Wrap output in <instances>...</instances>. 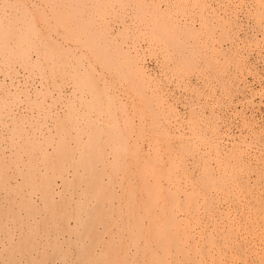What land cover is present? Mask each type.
<instances>
[{
	"label": "bare ground",
	"instance_id": "1",
	"mask_svg": "<svg viewBox=\"0 0 264 264\" xmlns=\"http://www.w3.org/2000/svg\"><path fill=\"white\" fill-rule=\"evenodd\" d=\"M124 1L127 0H0V35L2 37V39L0 38V71L4 70L3 72H6L4 79L1 80L0 78V84L3 82L0 86V264H119L118 254L120 255V253L124 258L126 253H128L126 259H129V262L132 264H187L184 263V259L187 258H191V264H233L236 258L247 259L246 255L250 252L249 246L247 247V252L246 250L243 251L242 246L238 245L239 248L242 247V250H239V253L237 252L238 256L230 250H225V247L229 243V249H233V251L237 249V247L233 246L235 238L232 239V233L230 234V232L228 234L231 235L232 241L228 238L229 242L226 240L225 243L218 242V246H224L222 251L216 246L217 241L214 239L215 232L213 229L206 234L209 242L213 241V245L208 242L210 244L208 245L209 247H205L204 245V247L202 246L204 249H200L201 247L198 246V240L204 236L198 239L192 233L194 239L193 252L188 251L179 242L180 239L184 238H181L182 235H191L189 223L198 215L196 212L198 206L202 205V201L206 202L208 196L214 199L209 193V189L212 187L209 183H206L207 180L205 179L203 184H201L203 187L195 190L198 181L196 180V182L193 181L194 179L190 180L188 178L190 182L192 181L190 183L192 189L191 191H184L180 175L176 172L178 165L175 162H171L169 163L170 165L166 164V167L164 162H160L161 155L165 149L161 148L163 149L162 151L160 147L159 149L154 147L152 149L151 146H155L156 144H151V141L144 149L148 151L144 155L145 152L142 154V150L140 149L139 144L141 143L135 141L137 140L136 137L134 139L133 134L136 131L133 128L137 124H143L146 120V118L144 119V117L139 115L140 110L147 113L148 109L151 108V114L158 115L152 107L157 102L153 98L158 96L156 95L158 91L156 89L152 90L153 84L147 80V75H144L140 66L135 63L136 61L133 60V65H127L128 61L124 57L125 53H119L121 47L118 48L115 44H112L107 37L108 27H100L104 18L111 13L112 6L117 2H121L123 5ZM156 9L159 10L158 8ZM85 33L89 34L84 42L83 35ZM92 39L93 42L94 39L95 41H99V43L97 42V51L95 53L92 52L95 46L91 45ZM88 52L92 55L91 57ZM84 54L87 55L88 59L89 57L92 58L87 62L89 64L91 61V63L89 65H76L80 64L81 59L79 58ZM12 63L14 65L17 63L18 66H23L24 69L28 68L29 72L22 74L21 70L14 67ZM66 65L68 71L65 74L73 78L70 82L74 84L69 89L70 91L68 89L65 90L64 82L67 78L66 76L63 77L60 73L62 67ZM82 66L83 69L81 68ZM33 70L41 73L39 87L37 85L39 81L36 82L34 77H37V75L31 78L33 74L31 71ZM12 72L14 73L11 74ZM58 76L61 78L59 79ZM114 76L119 81H115L116 78ZM119 76H122L124 79H120ZM127 79L133 82L128 84L125 82ZM122 82L127 84L123 85L125 89H122ZM3 85L8 86L5 88ZM9 86L17 88L16 91L18 93L11 90ZM154 87L157 88L155 85ZM2 97H7V100L2 101ZM159 101L162 103L164 100L162 102L161 100ZM237 102L239 103V101ZM162 106L165 107L166 105L163 104ZM157 108L159 109V107ZM164 110L163 108L162 111L164 112ZM93 112L95 113L94 116H92ZM142 114L147 117V114ZM138 116L141 117V119L138 118L140 120L137 119ZM159 119V122L163 123V120L161 121L163 118L160 117ZM149 120H147V123L151 122ZM190 120L192 119L190 118ZM190 120L188 121L190 122ZM192 123L194 122L192 121ZM145 125L140 126L145 127ZM148 125L154 124L150 123ZM220 125L222 124L220 123ZM30 126L33 127L31 129L33 132L29 134L28 128ZM196 127L195 124V129ZM225 129L223 130L225 131ZM120 131L123 133H121L122 136H120ZM182 131L180 130V132ZM200 131L203 134L202 130ZM197 132H199V129ZM158 134L161 133L158 132ZM221 134L222 132L220 136ZM143 135L142 137H144ZM189 135H196V133ZM150 136L152 138V135ZM164 140L167 139L164 137ZM233 142L235 141L233 140ZM164 143L163 145L165 146ZM235 149L233 147L234 151ZM243 150L244 148L241 149V151ZM235 152L230 153L234 154ZM219 153L216 152V154ZM258 155L255 154V156ZM218 156L221 157V155ZM180 159L182 160V158ZM183 160H186V158ZM195 162L194 164H196ZM218 164H220V161ZM188 166L190 167V165ZM259 166L258 168H260ZM209 168L207 166V169ZM247 168L246 170H248ZM242 172L244 171L242 170ZM256 172L258 173V171ZM190 174L194 176V174ZM106 175H108L107 178H105ZM245 175H247L246 171ZM129 177L131 181L134 178L136 179L135 181L138 180L137 189H140V192L137 191L139 194H137L138 198L136 196V199L134 197L132 199L131 194L126 198L127 187L124 188L122 182L126 181V179L128 180ZM220 177L225 180L232 179L230 178V174L224 171ZM262 180L264 179L262 178ZM241 181L243 180H240V183ZM260 182H262L261 179ZM118 183L119 185L117 186ZM198 184L200 185V183ZM217 184L219 183L217 182ZM119 186L123 188L121 193L117 189ZM136 186L137 184L133 187ZM219 188H225L228 196L229 194L235 193L238 195L240 193L234 189V182L232 180L231 184L224 182V185H219ZM235 188L237 189V186ZM129 189H132V187L130 186ZM245 190L242 192H245ZM184 192L185 196L183 197ZM242 192L240 195L243 194ZM260 192L263 193L262 190ZM247 193L245 194L247 195ZM258 193L257 195L260 197L261 195ZM201 195L203 196L201 197ZM252 195L255 197V194L252 193ZM251 197L249 196V198ZM249 198L245 200L247 203ZM130 199H132V204L139 203L137 207L139 205L142 206L141 212L135 211L136 208L134 212L126 215L127 217L123 216L124 219L119 218L118 214L120 210H122V215L123 210L126 212L129 210V206L125 203ZM57 201L59 202L57 203ZM226 201H229V199ZM239 203L238 201L234 206L228 205L222 209H210L208 213L210 221L214 222L218 215L227 216L232 219L236 216L234 211L237 209L240 211L239 208H242ZM133 206L131 209H133ZM245 209L244 213L246 212ZM261 209L260 212L263 213ZM250 210L252 209L250 208ZM252 216L254 217V215ZM142 217H144L143 222H139L142 225H140V229L137 227L136 230L134 228L136 227L134 220L137 219L138 221ZM253 217L250 215L244 223L255 222V220H251ZM111 222L117 225L115 235L111 236L112 238L110 237L111 240H108L109 242L105 239L107 247L101 249L100 246L102 244H98L103 236H105L104 232L108 231V226ZM194 225L196 224L194 223ZM218 225L216 224V226ZM231 225L233 226L232 221ZM227 227L225 230H227ZM134 229L137 231L135 235L131 234V237L125 239V232H132ZM215 229L217 228L215 227ZM110 230L109 232L111 233L112 229ZM248 231L251 232V229ZM243 232L246 233V231ZM222 235L226 238V234L222 233ZM259 239L261 238L258 237V241ZM130 242L136 243V247L132 246L133 248L135 247L134 255L129 251L131 246H126V243ZM107 243H110L108 244L109 246ZM250 250L252 252L255 251L254 248H250ZM213 251L218 253L216 259ZM180 253L183 254V259L179 255ZM257 260L254 262L260 264L259 261L261 259ZM186 262L188 261L186 260ZM244 264H248V262Z\"/></svg>",
	"mask_w": 264,
	"mask_h": 264
},
{
	"label": "rangeland",
	"instance_id": "2",
	"mask_svg": "<svg viewBox=\"0 0 264 264\" xmlns=\"http://www.w3.org/2000/svg\"><path fill=\"white\" fill-rule=\"evenodd\" d=\"M115 4L112 6L111 13L104 18L100 27L101 26H107L108 27L107 37L110 40V42H112V44H115L118 48L121 47V49H119V53L120 54L125 53L124 57L127 58V61H128L127 65H133V60L136 61L135 63L140 66V69L143 71L144 75L145 76L147 75L146 76L147 80H149L153 84L152 90L156 89V91H158L159 94L162 92L160 95L157 94L158 92L156 93V95H158V96L155 98H157V99L153 98V100L154 101L157 100V102L154 103L153 104L154 106L152 105V107L154 108L155 113L158 115H155L154 113L151 114V112H152L151 108L148 109L147 113L142 112L140 110L139 115L144 117V119L146 118L145 122H143V124H140V125H142V126H144L145 124L146 125H145V127H142L139 124H137L133 128V130L136 131L133 134L134 139L137 138V140H135V141L137 143H141L139 145L141 147L140 149L142 150V154L145 152L144 155L147 154V152H148V151H145L144 149L147 147L148 143H151V141H152L151 144H154V143L156 144V145L154 144L155 146H153V145L151 146L152 149H153V147L158 148V149L160 147L161 151L163 150L161 148L165 149L163 151H164V153L165 152L166 153L164 156H163L164 153L161 155L160 162H162V163L164 162L166 167H167V165H170L169 163H171V162H175L176 165H178V168H177L178 170H176V172H177V174L179 173L178 175H180L179 177H180L181 182L183 184L184 191L187 192V191H191V189H192L191 184H190L192 181L190 182L188 178H190V180L194 179L193 181L197 180L198 183H200V185L198 183H196V189L195 190H199L201 187H203V185H201V184H203V181L205 179L207 180L206 183H209V185H211V187H212L211 189H209V193L212 195V197L214 199H212L208 196L206 198V202L208 201L207 203L205 201H202L201 204L203 206L202 205L198 206V210L196 212V213H198V215H196L197 219L194 218L193 220H191V223H189V229L191 228V231H192V232L190 231L191 235H187V236L182 235L181 238L182 237H184V238H182V240L180 239L179 242L183 246H185L186 249H188V251L193 252V247H194L193 246L194 245L193 240L194 239H193L192 233L194 234L195 238H198V239L202 238L204 236L202 239L198 240V242H199L198 246L201 247L200 249H204V248H202V246L204 247V245H205V247H209L208 245H210L211 243H212L211 245H213V241L209 242V239H207V235H206L208 232H210L213 229V231L215 232L214 233V237H215L214 239H215V241H217L216 246L219 245V243H218L219 241H220V243H225L226 241L229 242L231 240V235H232V239L235 238L234 239L235 243L233 244V246L237 247V249H234V251H233V249H229L230 248L229 247L230 243H229L225 247L226 248L225 250H230L235 255L238 256L239 250L243 249V251H245V250L247 251L249 249L250 254L248 253L246 255L247 256L246 260L244 258H243L244 260L242 258H236L237 260L235 259V261H233V264H244L245 262H248V264H256L254 261L257 259H258L257 261H259L261 259L259 261L260 264H264V247H263L264 246V240H263L264 239V237H263L264 232H262V231H264V223H263L264 222V207H261V206H264V199H263L264 198V196H263L264 195V180H262V178L264 179V165H263L264 161L262 162V160H264V153H263L264 152V118H263L264 117V94H263L264 93V85H263L264 84V0H127V1H124L123 5L121 2L120 3L117 2ZM156 8H158L159 10H157ZM11 19H13V18H11ZM52 25H54V24H52ZM88 34L85 33L83 35L84 36L83 37L84 42H85V39H87ZM0 38L2 39L1 35H0ZM100 38H101V36H100ZM89 39H91V38H89ZM97 42L99 43L98 40L95 41V39H94V42H93V39H92L91 45L96 46V47L94 46V48H93L94 50L92 51L94 53L97 51V45H98ZM88 53L90 54V52H88ZM79 56H81V55H79ZM91 56L92 55L90 54V57ZM90 57H89V59H92ZM79 59H81L80 64L75 63L76 65H86V64H88L87 62H89V59H88L87 55H85V54L82 55ZM83 61H84V63H83ZM90 63H91V61H90ZM12 65H14V63H12ZM14 67H17L19 70H21L22 74L29 72L28 68L24 69L23 66L22 67L20 65L18 66L17 63H16V65H14ZM81 68L83 69V66ZM26 70H28V71H26ZM3 71H0L1 80L4 79V76L6 75V72H3ZM67 71H68V69H67V65H66V66L62 67V70L60 71V73L63 75V77L66 76V78H67V80L64 82L65 90L68 89V91H70L69 89L74 84H73V82H70L73 78L65 74ZM31 72H33V74L31 75V78L34 75H37V77H39V78H37L36 76H34L35 81L36 82L39 81L37 83V85L39 87L40 86L41 73L38 72L37 70H33ZM13 73L14 72H12L11 74H13ZM150 74H152V75H150ZM148 75H150V76L148 77ZM114 77L116 78V76H114ZM119 77L122 80L124 79L122 76H119ZM58 78L60 79L61 77L58 76ZM152 78H153V80H152ZM115 81H119V79L116 78ZM125 82L129 84V83H132L133 81H131V80L128 81V79H127ZM126 83L122 82V87H123L122 89H125L124 88L125 86H123V85H127ZM2 84H3V82H2ZM2 84H0V86ZM16 84H18V83H16ZM154 85L157 88H155ZM7 86L8 85H6L4 87L7 88ZM240 86H241V88H240ZM9 88L11 90H14V92H17L16 91L17 88H15V87L12 88V86H9ZM162 96H164V97H162ZM158 99L161 100V102L163 100L164 101L162 103H160V101ZM5 100H7V97H5V98L2 97V101H5ZM237 101H239V103ZM164 102H167V103H164ZM155 104H157V105H155ZM161 104L162 105L164 104L166 106L163 107ZM167 104H170V105H167ZM16 106H18V105H16ZM156 106L159 107V109ZM160 106H161V110H160ZM163 108L165 109L164 112L162 111ZM243 108H244V110H243ZM157 110H159V111H157ZM160 112H163V113H160ZM165 112H166V114H165ZM141 113L147 114L146 115L147 117H145L143 114L141 115ZM159 113H160V115L161 114L162 115L160 116ZM94 115H95V113L93 112L92 116H94ZM178 115L180 118L178 117ZM140 116H138L137 119L138 118L141 119ZM160 117L163 118V119H161V121L163 120V123L159 122ZM172 117H174V118L176 117V118L174 119ZM177 118H179V119H177ZM190 118L192 120H190ZM140 119H138V120H140ZM149 119H152V120H149ZM243 119L244 120L246 119V120L244 121ZM147 120H149V122L151 121L150 123H152L154 125H148L150 123H147L148 122ZM169 120H171V121H169ZM188 120H190V122ZM196 120H197V123H196ZM192 121L194 123H192ZM168 122H170L171 124ZM241 122H243V123H241ZM220 123L222 125H220ZM25 124H27V123H25ZM162 124L164 127L161 126ZM192 124H193V126H192ZM195 124L197 126L196 129H195ZM244 124H246V125H244ZM156 125H157V127H155ZM147 126H150V127H147ZM174 126H175V128H174ZM206 126H207V128H206ZM209 126H211V127H209ZM248 126H250V127H248ZM165 127H166V129H165ZM29 128H28V130H29L28 132L30 134L33 132V130H31V129H33V127L30 126ZM157 128H158V131H157ZM208 128L212 131H210ZM163 129H165L166 132L163 131ZM169 129L171 130V132ZM183 129H184V131H182ZM198 129H199V132H197ZM214 129L218 133L215 132ZM223 129H225V131ZM30 130H31V132H30ZM145 130H148V131H145ZM180 130L182 132H180ZM200 130H202L203 134H205V135L201 134ZM158 132H160L161 134H158ZM183 132L184 133L186 132V133L184 134ZM193 132H195L196 135H189L188 136V134H195ZM221 132L223 135L221 134V136H220ZM119 133H120V136H122L123 133L121 131ZM179 133H182V134H179ZM143 134H146V135H143ZM149 134L152 135V138ZM171 134L174 135L173 136L174 138L172 137ZM142 135L144 137H142ZM186 135L188 136V138H186L187 137ZM162 136H163V138H162ZM175 136H176V138H175ZM195 136L197 137L198 142L196 141ZM154 137L157 139H155ZM164 137L169 142L167 140H164ZM170 137H171V140H170ZM182 137H183V139H182ZM216 137H217V139H215ZM219 137H220V139H218ZM231 137H232V139H231ZM145 138H147L149 140V142ZM224 138L226 139V141ZM191 139L195 140V141H192ZM238 139H240V140H238ZM241 139H242V141H241ZM178 140H180V141H178ZM187 140H188V142H187ZM201 140H202V142H201ZM203 140H204V142H203ZM215 140H217V141L219 140V141L217 142ZM233 140L235 142H233ZM157 141H158V143H157ZM213 141H214V143H212ZM239 141H240V143H239ZM182 142H183V144H182ZM163 143L165 144V146L163 145ZM177 143H178V145H177ZM193 143H195V144H193ZM144 144H145V146H144ZM173 144H174V146H173ZM197 144H198V146H197ZM231 145L237 149V150L235 149V151L239 155L233 150V147ZM178 146H180V147H178ZM211 146L213 147L212 149H211ZM209 147H210V149L208 150ZM231 147H232V149H231ZM180 148H181V150H179ZM227 148L228 149L230 148V149L228 150ZM243 148H244V150L241 151V149H243ZM171 149H173V150H171ZM187 149H188V151H187ZM174 151H175V153H174ZM240 151H241V155H240ZM216 152L217 153L220 152V153L216 154ZM221 152H222V154H221ZM230 152L231 153L235 152L236 154L235 153L231 154ZM244 152H246V153H244ZM253 152H254V154H253ZM255 154L256 155L260 154V155L255 156ZM218 155H221L222 158ZM233 155H234V157H233ZM243 155H246L248 158L246 156H243ZM215 156H217V157H215ZM180 158H182V160ZM184 158H186V160H183ZM216 159H218L217 162H216ZM249 159H250V161H248ZM165 160H167V161L165 162ZM219 161H220L221 165L218 164ZM228 161H230V162H228ZM194 162L196 164H194ZM251 162H254V163H251ZM179 163H181V164H179ZM191 163L193 166L191 165ZM258 163L260 166L258 165ZM247 164H249V165H247ZM251 164L252 165L254 164V165L252 166ZM188 165H190V167ZM234 165H236V166H234ZM195 166H196V168H195ZM207 166L210 168L207 169ZM219 166H221V167H219ZM258 166L260 168H258ZM245 167L246 168L248 167L247 168L248 170H246ZM261 167H262V170H261ZM179 168H180V170H179ZM234 168H235V171H234ZM242 168H245V169H242ZM184 169L186 171L185 173H184ZM218 169H219V171H218ZM238 169H239V171H238ZM242 170L244 172H242ZM223 171L228 172V174H230V176H231L230 178H232V179H228V180L222 179L220 176H221V173L223 174ZM231 171H234V172H231ZM245 171H246L247 175H245ZM256 171H258V173ZM236 172H238V173H236ZM190 173L194 174V176L191 175ZM195 173H196V175H195ZM249 173H251V174H249ZM261 173H262V175H261ZM187 174L190 175V177H188ZM107 176L108 175H106L105 178H107ZM245 176H247V177H245ZM215 178L218 179L217 182L219 184H217V182H216L217 179H215ZM233 178L235 180L237 179V181H235ZM257 179H259V180H257ZM260 179L262 182H260ZM120 180H121V178H120ZM122 180H124V179H122ZM135 180L136 179L134 178L131 181V178L129 177L128 180L126 179V181L124 180V182H122V185H124V188L127 187L126 198L129 197V194H131L130 196L132 199H134V198L136 199V196L138 198L137 194H139L138 192H140V189H137L138 188V182H137L138 180L137 181H135ZM221 180L226 182L227 184H231V180H232V182H234V189L236 190V192L238 190V192L241 193L242 191L245 190V188H246V190H245V192H242L243 193L242 195H240V193H238V195L234 193V194H231L232 196L230 194L228 196L225 188H221V189L219 188V185L220 186L224 185V182H222ZM240 180L247 181V182L241 181V183H240ZM129 182H131V183H129ZM135 183L137 184V186L133 187L136 185ZM215 183H216V185H215ZM235 183H236V185H235ZM249 184H250V186H249ZM118 185H119V183L117 184V186ZM130 186L132 187V189H129ZM236 186H237V189L235 188ZM197 188H199V189H197ZM251 188H252V190H250ZM117 189H119L120 193L123 190V188L120 186ZM261 190L263 191V193L260 192ZM223 192H224V194H223ZM245 193H247V195ZM249 193H251V194L249 195ZM252 193L255 194V197H253L254 195H252ZM257 193L261 196L259 197L257 195ZM133 194H134V196H133ZM217 194L218 195L221 194V195L218 196ZM182 196L183 197L185 196V192L183 193ZM202 196L203 195H201V197ZM242 196H244V197H242ZM249 196L250 197L252 196V197L249 198ZM219 197H220V199H219ZM247 198H249L248 203L250 206L245 201V200H247ZM132 199L128 200L127 203H125L127 206H129V210L127 212L123 210V215H122V210H120V213L118 214L119 218L124 219V217L126 215L130 214L131 212H134V210L136 208L137 209L135 211L138 210V212H141L140 210L142 209V206L139 205L140 207L138 206L139 207L138 208L137 205L139 203L132 204V201H131ZM228 199H229V201H226ZM257 199H259V200H257ZM238 201L240 202L239 204H240V206H242V208H239L240 211H238V209L236 211H234L237 218L235 216L232 218L233 219L232 220L227 216L218 215V216H216V218L214 220L215 223L213 221H210L209 214H208L210 209L211 210L213 208L214 209H216V208L222 209L228 205L234 206V204ZM250 201H252L251 204H250ZM58 202L59 201H57V203ZM131 204H132V206L134 205L133 209H131V207H132V206H130ZM245 205H246V207H245ZM248 206H249V209H248ZM243 207H244V209L246 208L245 213H244ZM250 208L252 210H250ZM254 208H255V210H254ZM247 209H248V211H247ZM260 209H261V211H263V213L260 212ZM248 213H250V214H248ZM256 214H258V215H256ZM250 215H251V217H253L252 215H254L255 218L253 217L251 220H255V222L250 221L247 224H245L244 223L245 220H247V218L250 217ZM259 216L263 219H261ZM257 217H259V218L257 219ZM143 218L144 217L138 219V221H137V219L134 220L136 222V223L134 222L136 224V227H134L136 230H137V227H139V229H140V225H142V223H139V222L140 221L143 222ZM199 220H200V222H199ZM260 220H262V221H260ZM231 221L233 223V226L231 225ZM113 223L114 222H111V224H113ZM194 223L196 225H194ZM228 223H229V225H228ZM250 223L251 224L253 223L254 225L252 224L253 225L252 226ZM111 224H109V226H108L109 227L108 231L106 229L105 230L107 232H109V231H111L110 229H112V232L107 233L105 231L106 232V234L104 232L105 236H103L100 243L98 244V245L102 244L100 246L101 249H103V247L106 248L107 246L105 243L108 240L109 241L111 240L110 239L111 236L115 235V232H116L115 229H117V227H116L117 225L113 224L112 226H110ZM198 224H199V226H197ZM212 224L215 226H213ZM216 224L217 225L219 224V225L216 226ZM221 224H223V225H221ZM256 224L257 225L261 224V225H259L260 226L259 227ZM190 225H192V226H190ZM235 226H236V228H235ZM215 227L217 229H215ZM218 227H220V228H218ZM226 227H227V230H225ZM192 228H194V229H192ZM221 228H222V230H221ZM232 228H233V230H232ZM135 229L132 232L131 231L125 232L126 233L125 239H128L129 237H131V234L135 235V233L137 232ZM250 229H251V232L248 231ZM198 231H199V233H198ZM243 231H246V233ZM247 231L249 234L247 233ZM229 232H230V234L231 233L232 234L229 235L228 234ZM112 233H113V235H112ZM222 233L226 234L225 235L226 238H224V235H222ZM244 233L246 236L244 235ZM109 234H110V236H109ZM216 236L218 239L216 238ZM257 236L261 238V239H259V241L261 240V242L258 241ZM255 238H257V239H255ZM105 239L107 240L106 242H105ZM204 239H206V240H204ZM201 240H202V243H201ZM253 240H254V242L255 241H257V242H255V244H254ZM189 241H190V243H189ZM124 242H125V240H124ZM131 243H132V245H131ZM260 243H262V244H260ZM108 244H110V243H107V245ZM133 244H135V245H133ZM185 244H187V245H185ZM199 244H201V245H199ZM238 245L242 246L243 248L242 247H241L242 249L239 248ZM126 246H131L132 250L130 249L129 251H131L132 254L134 255L136 243L135 242L134 243L133 242L126 243ZM132 246H135V247L133 248ZM248 246H249V248L247 249ZM191 247H192V249H191ZM217 248L222 251L223 250L222 248H224V246L221 245V246H218ZM250 248H252V249L254 248L257 253L255 251L252 252V250H250ZM218 249H216V251H218ZM260 250L261 251L263 250V251L261 252ZM70 251H71V249H70ZM216 251H213L215 253V259L218 256V253ZM127 255H128V253H126V256L124 258L123 256H121V253H120V255L118 254L119 264H127V262H128V264H132L129 262V259H126ZM179 255H181L182 259L184 258L182 253H180ZM254 258H255V260H254ZM186 260L189 262V264H191V262H190L191 258L184 259V261H185L184 263L188 264V262H186ZM124 261H125V263H124ZM250 261H251V263H250Z\"/></svg>",
	"mask_w": 264,
	"mask_h": 264
}]
</instances>
